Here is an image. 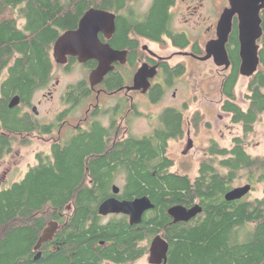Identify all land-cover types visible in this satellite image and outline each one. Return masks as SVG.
<instances>
[{
	"label": "trees",
	"instance_id": "trees-1",
	"mask_svg": "<svg viewBox=\"0 0 264 264\" xmlns=\"http://www.w3.org/2000/svg\"><path fill=\"white\" fill-rule=\"evenodd\" d=\"M130 1L0 0V160L15 144L28 145L29 135L43 133L34 113L23 110L51 79L58 38L88 10L119 13ZM173 4L153 0L145 17L125 15L119 24L120 46L128 44L131 31L160 40L169 31ZM259 44L260 65L248 78L247 108L237 102L242 77L237 53L222 82L221 110L244 133H251L264 113V32ZM15 97L21 105L10 108ZM164 121L169 131L180 132V114L168 110ZM201 121L197 112L196 126ZM105 135L95 125L89 133L57 142L49 152L37 154L24 178L0 190V264H136L157 235L169 244L167 264L264 263V188L261 197L250 193L241 200L226 199L241 183L250 184L252 191L264 184V157L250 155L244 138L235 137L229 148L210 142L192 178L172 170L175 163L157 140L112 147ZM120 176L125 184L114 195ZM112 196L148 197L155 208L139 225L132 226L124 215L104 221L99 207ZM196 205L202 211L189 222L175 223L169 214L173 207ZM51 222L60 229L36 251Z\"/></svg>",
	"mask_w": 264,
	"mask_h": 264
},
{
	"label": "flooded vegetation",
	"instance_id": "flooded-vegetation-1",
	"mask_svg": "<svg viewBox=\"0 0 264 264\" xmlns=\"http://www.w3.org/2000/svg\"><path fill=\"white\" fill-rule=\"evenodd\" d=\"M214 1L216 10H218L215 21L210 14L212 7L208 0H180V2L174 0L169 10L172 18L169 31L162 34L160 40L131 31L127 38L128 44L120 46L122 38L119 35V24L125 15L129 18L133 17V20L143 18L153 7V0L144 10L138 6L139 0H131L122 12H111L116 16L115 31L98 34L99 53L102 52L103 47H109L115 53L100 54L99 58L85 61L78 56L68 55L67 62L63 63L55 60L53 47L54 70L51 79L46 86L37 91V93H42V99L37 103L32 100V103L23 110L25 113H34L35 120L40 126L39 131L43 132L29 135V141H33L34 138L45 139L50 142V150L57 142H67L79 133H89L95 125H98L101 130L105 131L104 139L108 140L112 147L117 144L127 145L134 140L139 142L152 139L157 140L161 148L167 149L168 155L171 145L175 142L187 145L192 140L193 148H195L197 145L196 138H193L195 134L203 132L212 134L207 139V147L210 142H218L213 135L212 112L204 106V97L209 94L204 96L197 94L203 93L201 82L205 79L200 81L199 86L196 84L193 86L186 81L187 75L201 74L203 71L205 73L203 75H206L205 63H212L216 66L214 57H208L207 49L208 45L218 38L219 21L225 10L231 8V4L229 0ZM185 2L188 4L186 10L190 16L184 15V22L178 24L179 21L175 22V17L179 16L180 8ZM177 10H179L178 14ZM181 14L183 15L184 12ZM261 19L264 32V10L261 11ZM80 21L75 28L68 31L77 30ZM239 23V17L236 14L233 17L232 32L227 44L231 66L228 70L223 68L225 73L221 76L222 82L232 69L233 54L237 53L242 63ZM105 64H108V67ZM102 67L108 69L103 79H93V75ZM77 69L81 71V77L64 83L63 79ZM222 82L219 90L220 111L231 117L229 113L221 110L224 102ZM181 84L187 88V91L182 93L185 98L175 105L176 101L172 100L177 98L178 92H183ZM167 98H169V103L165 105ZM53 102L60 104L61 109L51 121H40L39 108L43 104ZM194 105L195 110L190 112V107ZM168 110L181 115L180 132L179 129L168 130L169 127L164 121V114ZM188 111L189 115H187ZM197 112H200L202 118L199 126H196L194 122ZM181 132L182 134H179ZM183 155L187 156L184 152ZM172 160L175 163V160ZM2 161L4 159L0 160ZM7 176V174L3 175V177ZM69 208L72 210L71 205L68 211H70ZM115 216L122 215L107 217ZM126 217L130 222L129 217Z\"/></svg>",
	"mask_w": 264,
	"mask_h": 264
},
{
	"label": "water",
	"instance_id": "water-1",
	"mask_svg": "<svg viewBox=\"0 0 264 264\" xmlns=\"http://www.w3.org/2000/svg\"><path fill=\"white\" fill-rule=\"evenodd\" d=\"M230 9H226L222 14L218 24V38L208 45V57H214L215 64L219 68L228 70L231 61L228 56L227 44L230 39L233 25V17L237 14L239 17V38H240V55L242 63L240 74L242 77H252L260 65V45L259 40L262 38V19L261 11L264 10V0H229ZM116 16L108 11L100 9H90L81 18L77 30L67 31L62 34L54 45V58L57 62H67V56H78L82 61L92 58H99V55H109L113 52L109 47H103L101 53L98 34L100 32L115 31ZM108 67V64H105ZM107 68L102 67L93 75V79L102 80L107 72ZM21 100L15 97L10 108L19 106ZM37 113L36 108H34ZM191 140L184 154H188L193 149ZM120 187L115 185L113 192L115 195L120 193ZM252 191L250 184L237 187L226 195L228 201L241 200ZM155 208V205L148 197H140L134 200H120L117 197H111L105 200L99 207V214L103 217L110 215H125L130 219L132 226L142 223L145 214ZM202 209L196 205L191 209L183 206H176L169 210V214L174 218L175 223L189 222L195 218ZM60 229L58 222H51L45 229L42 237L36 246L38 251L44 243L51 241ZM169 252L168 242L161 236L157 235L150 244L149 261L150 264H167ZM41 258L38 253L36 260ZM264 264V263H263Z\"/></svg>",
	"mask_w": 264,
	"mask_h": 264
},
{
	"label": "rangeland",
	"instance_id": "rangeland-1",
	"mask_svg": "<svg viewBox=\"0 0 264 264\" xmlns=\"http://www.w3.org/2000/svg\"><path fill=\"white\" fill-rule=\"evenodd\" d=\"M152 0H139L138 6L141 9H146L147 6L151 4ZM180 2V0H179ZM208 3L211 4V16L213 20L218 16V10L215 7L214 0H208ZM186 4V5H185ZM188 4L185 2L183 3L182 7L180 8L181 12H184L182 15L181 12L178 17H175L178 24H182L184 22V15L190 16L186 8ZM179 10H177V14ZM204 64V63H203ZM204 66L206 67V75L204 71L200 74L195 73L191 76H186V81L189 84H196L199 86L201 80L205 79V81L201 82V87L203 89V93L199 92L198 95H207L205 98L204 106H206L212 112V123L214 126L213 135L218 141V143L222 147H232L233 139L235 137H242L245 139L246 142V150L252 156H259L264 157V113L260 116L259 121L255 124L254 129L251 133H244L243 127L241 125H233L231 122V117L223 114L220 111V85L222 82V75L225 73L223 68H219L212 63H205ZM81 71L75 70L73 74L68 76L66 79H63V82L66 83L72 79H77L81 77ZM209 78V79H207ZM185 77L183 78V80ZM249 84V79L245 77H241L239 84L236 89L237 94V102L243 107H248V101L245 98L247 94V87ZM183 87V92H178V96L176 99L172 101L180 102L181 99L183 100L185 96L182 94L187 91V88ZM193 95V94H191ZM197 96V95H196ZM187 97V96H186ZM42 99V93H37L33 98V101L37 103L39 100ZM168 99L165 100V105H168ZM207 101V102H206ZM196 106H191L189 111L193 112ZM61 109L60 104L57 102L43 104L42 107L39 108L40 114L38 115L39 120L51 121L55 114ZM157 110V109H154ZM189 111L187 115H189ZM212 136V134L203 132L199 134H195L193 138L196 141V147L193 148L187 156L183 155L187 145L186 143L180 144L179 142H175L171 145L169 150V156L175 160V167L172 169L174 172H180L187 174L194 178L197 175L199 164L202 161L205 153V149L208 145L207 139L208 137ZM50 142L46 141L45 139L41 138H34L33 141H29L28 145H20L19 143L15 144L13 151L11 154L4 158V161L0 162V190L8 189L12 184L15 182L20 181L24 178V175L28 171V167L34 165L37 162L36 154L41 151L49 152ZM4 174H7V177H3ZM125 184V178L120 176L117 179L116 185L119 186L121 189ZM246 184L241 183L238 185L244 186ZM264 188V184L259 185L256 190L251 191V197H261L262 190ZM70 209V208H69ZM71 211V209H70ZM69 211V212H70ZM110 217H104V221H109ZM149 253L140 259L136 264H150L149 261ZM104 264H113L110 262H105Z\"/></svg>",
	"mask_w": 264,
	"mask_h": 264
}]
</instances>
